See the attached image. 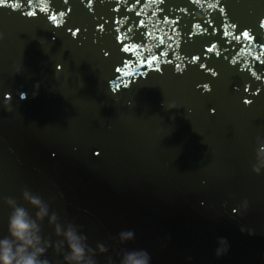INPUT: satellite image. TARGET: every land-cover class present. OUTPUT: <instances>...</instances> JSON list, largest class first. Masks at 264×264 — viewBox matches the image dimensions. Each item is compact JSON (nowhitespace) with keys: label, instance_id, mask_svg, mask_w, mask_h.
Here are the masks:
<instances>
[{"label":"water","instance_id":"water-1","mask_svg":"<svg viewBox=\"0 0 264 264\" xmlns=\"http://www.w3.org/2000/svg\"><path fill=\"white\" fill-rule=\"evenodd\" d=\"M117 2L0 6V95L10 93L0 107V194L39 192L91 245L107 246L97 264L136 248L151 264H264V170L251 172L264 139V71L245 61L264 59V0H142L134 19L154 34L137 55L158 52L159 37L168 55L132 77L115 71L124 55L112 21L125 0L119 14ZM52 9L64 14L51 21ZM162 15L178 20L175 31L171 19L156 22ZM209 19L215 40L202 31ZM245 29L253 41L237 46ZM6 214L0 207V231ZM127 229L134 236L121 245ZM221 237L228 251L216 258Z\"/></svg>","mask_w":264,"mask_h":264},{"label":"clouds","instance_id":"clouds-1","mask_svg":"<svg viewBox=\"0 0 264 264\" xmlns=\"http://www.w3.org/2000/svg\"><path fill=\"white\" fill-rule=\"evenodd\" d=\"M0 107L7 108L6 99ZM262 170L264 139L258 137L251 172L259 174ZM0 207L7 210L0 231V264H97L96 257L108 251L102 242L91 245L79 224L61 219L50 210V202L28 186L21 187L18 198L0 194ZM45 222L50 233L44 231ZM133 236L134 232L127 229L120 231L116 239L123 245ZM227 251V240L219 238L214 256L219 258ZM106 264H111L110 257ZM118 264H151V258L145 249H126L118 255Z\"/></svg>","mask_w":264,"mask_h":264},{"label":"snow or ice","instance_id":"snow-or-ice-1","mask_svg":"<svg viewBox=\"0 0 264 264\" xmlns=\"http://www.w3.org/2000/svg\"><path fill=\"white\" fill-rule=\"evenodd\" d=\"M19 2H21V0H16V2H13V0H0V6L10 5L11 8L16 9L17 3ZM88 2L91 3V0H88ZM157 2L159 4H164L166 0H157ZM27 4L31 6L33 4V0H27ZM137 5H140L142 7L143 6L142 0H125L124 7H123V12L125 14L118 15V17H114L112 21V23L116 25V27L113 29L116 32V40L118 44L120 45V50L122 51V53H124V55L121 56L120 61H119L121 66L117 67L115 71L116 73H120L128 77H132L136 75L137 73L135 70L137 68H143V66L151 67L154 64V62L159 59L160 56L168 55V52L165 51V49L161 47V45L164 44V38L159 37V43L156 44L155 46L156 48L159 49L158 52L149 51V53L146 56L138 57L137 55L138 50L142 53L143 50L148 46V43H147L148 39L153 36L154 30L153 32L148 31L147 28L145 27V21L143 19H139V20L134 19V17H140L141 15L140 10L134 11V8ZM120 9H121V3L118 0V2L115 4L113 8V11L119 14ZM41 10L48 11L47 9H41ZM157 11H159L160 13H164L167 10L163 7H160L157 9ZM127 13H133V19L131 23H128L127 26L124 27L123 22H127L130 19V16ZM27 14L29 16H33L35 15V12L29 11ZM63 14L64 13L62 11L56 12L55 9H52L51 14L48 15V19L51 21H55L57 15L62 16ZM153 15H156V13L154 12ZM170 19H171L172 30L175 31V27L178 25V20L175 18H170L169 15H162V16L157 17L156 22L159 24L162 20L164 23H168ZM213 23L214 21L212 19H209L206 22L207 26L205 27L201 25V27H202L203 32L208 33L209 36L213 40H215L217 39L216 33L218 31V28L213 27ZM259 25L261 28H264V19L260 20ZM56 26H59V25H56ZM195 26L197 25H193V27ZM98 27L103 28V24L98 25ZM233 27H236V26L233 25ZM72 34L75 35L76 34L75 31H73ZM188 35L191 36L192 33L188 32ZM228 36H229L228 32H223L220 37L221 43H227L228 41L225 40L224 38ZM242 37L243 39L248 40L250 42L253 41L252 35L247 29H245L243 31L238 32V34H235L233 36V39L236 41L237 46H240ZM167 47L170 49L171 45H167ZM215 47H217L216 43H212L210 46H207V49H206L207 53H211ZM259 48L261 50H264V43H260ZM262 55H264V53H262ZM191 58L193 61H196L198 59V57L195 55L192 56ZM169 63H171V61H169ZM259 63L264 64V59H259ZM199 66L203 68L205 65L201 63ZM127 69H132V70L125 71ZM248 71H250L252 75L256 77L257 80L261 79V77L258 76L256 71H254L253 69L250 68L248 69ZM262 71H264V69H262ZM116 79H120V76L119 75L116 76ZM119 88H120V85L117 84L113 90L118 91ZM244 91L245 92L248 91L247 86H245ZM255 91L259 92L260 89L256 88ZM24 95L25 93L23 92L20 93V96H24ZM5 99L7 100V102H10V93H4L3 95H0V103H3ZM244 102L248 103L249 101L245 99ZM231 211L235 213L237 212V208L233 207Z\"/></svg>","mask_w":264,"mask_h":264}]
</instances>
